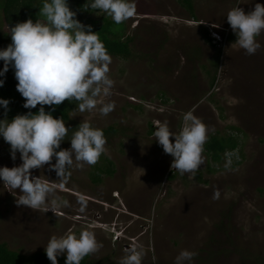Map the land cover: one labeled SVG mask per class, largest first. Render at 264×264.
I'll return each mask as SVG.
<instances>
[{
  "label": "rangeland",
  "instance_id": "374dc122",
  "mask_svg": "<svg viewBox=\"0 0 264 264\" xmlns=\"http://www.w3.org/2000/svg\"><path fill=\"white\" fill-rule=\"evenodd\" d=\"M247 1L254 0H193V17L180 0H130L136 12L121 23V32L132 39V55L110 56L113 87L103 98L113 111L101 115L98 105L70 114L74 124L87 120L93 128H117L101 154L113 162L114 175L95 184L94 165L74 162L61 182L50 165L33 169V178L53 182L58 215L17 206L0 179V244L32 255L45 251L53 235L72 230L78 236L86 229L101 245L90 254L94 264H120L133 245L143 253L142 264H176L184 250L193 255L183 264H258L264 257V31L256 38L260 47L248 55L235 43L226 17L237 6L245 11ZM67 2L85 26L113 20ZM0 26L10 34L1 16ZM189 111L206 125V142L233 134L240 144L219 162L203 146L201 167L181 174L151 130L158 120L179 132ZM17 115L23 114L15 103L7 110L0 105V120ZM21 164V154L13 160L0 134V168Z\"/></svg>",
  "mask_w": 264,
  "mask_h": 264
},
{
  "label": "clouds",
  "instance_id": "9594fccd",
  "mask_svg": "<svg viewBox=\"0 0 264 264\" xmlns=\"http://www.w3.org/2000/svg\"><path fill=\"white\" fill-rule=\"evenodd\" d=\"M87 7L88 3L84 5ZM90 7L107 13L117 24L136 12L130 0H93ZM39 14L46 22L28 19L17 23L10 28L11 44L0 50V60L4 61L0 76L8 72L9 66L14 67L17 91L26 101L23 106L34 109L41 105L35 114L29 112L17 115L11 121L0 120V134L11 146L12 159L15 160L19 152L22 160L20 166L0 168V179L16 196L17 206L58 215L61 201L55 195L53 182L43 176L33 178L32 170L50 165V170L56 171L59 181L63 182L74 162L77 167L95 165L105 152L106 139L102 130L84 120L72 134L71 148L57 151L69 128L63 118H55L43 106H59L66 100H74L78 102L76 110L78 108L81 113L91 112L99 105L100 114L108 115L114 104L103 98L110 96L113 87L108 76L111 57L92 26H85L74 18L76 13L70 9L67 0H45ZM226 17L238 37L235 43L248 55L255 54L260 47L256 37L264 31V4L257 3L248 13L239 6L234 7ZM3 84L0 80V87ZM9 103L0 99V105L6 110ZM154 125L155 140L174 158L171 168L181 174H194L204 163L206 125L191 111L183 115L179 132L171 131L167 121L157 120ZM54 157L56 163L52 164ZM219 195L217 190L213 199H218ZM100 247L91 231L82 230L77 236L69 230L59 237L53 235L45 252L51 264H58V256L65 253L66 264H81L85 256L97 252ZM142 255L133 245L120 264H142ZM192 255L187 250L182 251L176 264L191 260Z\"/></svg>",
  "mask_w": 264,
  "mask_h": 264
},
{
  "label": "trees",
  "instance_id": "16d2710c",
  "mask_svg": "<svg viewBox=\"0 0 264 264\" xmlns=\"http://www.w3.org/2000/svg\"><path fill=\"white\" fill-rule=\"evenodd\" d=\"M85 0H75L73 5L78 8L84 6ZM183 5L190 11L191 15L194 17L193 0H180ZM45 0H5L4 3H0V16L8 24L9 29L14 27L17 23L26 22L28 19H32L34 22L36 20H41L42 15L39 14L40 9L43 6ZM50 2V0H49ZM93 0H90V4ZM88 8V11L101 12L98 9ZM92 27V31L97 32L100 40L105 45L107 52L110 56L120 57L123 59H129L132 55L131 51V38L124 39L122 35L123 25L117 24L114 20H109L108 18H103V23L95 22ZM1 27V26H0ZM206 40L213 46L214 38L210 37L208 30H205ZM10 34H3L0 29V50L6 49L11 44ZM219 62V58H218ZM218 62L216 65L218 66ZM4 61L0 60V71H3ZM0 80L4 81L2 87H0V99L8 100L9 105L15 103L20 109L23 115L32 112L33 114L39 111L41 105H37L34 109H27L23 105L26 103L22 95L17 91L18 81L15 78V69L9 66V70L4 76H0ZM215 80V79H214ZM78 102L76 101H64L61 105H44L46 112H50L55 118H63L66 127L69 128L68 135L65 140L61 142L60 149H66L67 146L71 144V137L79 124L72 123L70 119V114L72 111L76 110ZM8 105V106H9ZM53 109H55L53 111ZM104 133L105 139L109 136L118 133V130L114 126H109L105 129H100ZM155 129L151 130L153 134ZM240 140L236 135H225V136H211L210 139L204 144V147L208 150L214 162H219L223 160V155H228L229 153H234L238 149ZM103 175H114V164L111 160L101 156V159L93 166V173L91 174L92 181L97 184L102 182ZM58 264H66V256H58ZM96 261L90 260V254L85 256L81 264H94ZM258 264H264V257L260 258L257 262ZM0 264H51L48 259L46 252H38L32 255L21 254L17 251H13L8 248L5 243L0 244Z\"/></svg>",
  "mask_w": 264,
  "mask_h": 264
},
{
  "label": "crops",
  "instance_id": "0c3cea01",
  "mask_svg": "<svg viewBox=\"0 0 264 264\" xmlns=\"http://www.w3.org/2000/svg\"><path fill=\"white\" fill-rule=\"evenodd\" d=\"M257 3L264 4V0H254V1L250 2V3H248V1H247V2L245 3V4H246L245 11H246L247 13L253 11L254 8H255V5H256ZM259 36H260V35H258L256 38L259 39Z\"/></svg>",
  "mask_w": 264,
  "mask_h": 264
},
{
  "label": "built area",
  "instance_id": "2783aa9c",
  "mask_svg": "<svg viewBox=\"0 0 264 264\" xmlns=\"http://www.w3.org/2000/svg\"><path fill=\"white\" fill-rule=\"evenodd\" d=\"M217 35V34H216ZM228 156V155H227Z\"/></svg>",
  "mask_w": 264,
  "mask_h": 264
}]
</instances>
